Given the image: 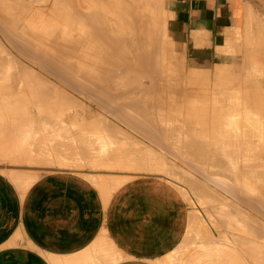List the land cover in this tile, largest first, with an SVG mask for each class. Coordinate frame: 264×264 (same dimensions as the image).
I'll return each mask as SVG.
<instances>
[{
  "label": "crops",
  "instance_id": "crops-1",
  "mask_svg": "<svg viewBox=\"0 0 264 264\" xmlns=\"http://www.w3.org/2000/svg\"><path fill=\"white\" fill-rule=\"evenodd\" d=\"M0 16V28L3 29H0V68L11 65L13 72L21 65V68L36 73L34 75L44 83L61 88L62 95H57L64 96L68 93L66 96H72V100L83 106L82 103L90 101L86 103L89 113L91 111V114L111 116L113 132L118 129L117 135L131 139L127 143V139L125 141L121 137V141H125H122L124 145L122 146V142L120 146L117 144L123 149L127 145L124 153L122 148V151L119 149L118 157L122 156L119 159L125 162L128 158L130 165L127 161L120 169L108 172L72 168L75 165L60 163L58 160L60 157L68 159L67 155L53 151L41 162L35 158L31 160V155L21 162L12 161L16 156L11 155L14 154V149L35 135L37 113L27 89L23 90L15 84L0 80V264H259V254L262 252L254 255L247 247L248 253L239 246L243 244L240 240L243 233L238 229L240 226L237 224V227L234 226L235 230H229L224 225L227 222L223 214L217 215L220 219L214 216L215 208L216 213H222L225 207L220 206L223 200L220 205H214L219 202V198L217 197L218 201L214 200L212 191L218 192L215 196L221 197L224 194V202L231 204L232 200L234 206L231 204L230 207L234 209L225 202L228 210H235L232 215L234 213V216L240 217L243 213L242 218L235 220L237 223L243 224L244 221L240 220L243 218L245 224L254 223L255 220L247 219L249 213L250 219L257 217L259 220L256 221L264 225V213L260 211L261 208L264 209V185L259 186L262 190L256 186L258 182L264 184L263 172L260 173L262 168L264 171V0H1ZM141 20L143 23H139ZM6 56L10 59H6ZM36 57H39L38 60ZM248 64L255 67L252 77H247L245 73ZM117 65H120L125 75ZM106 66H109V70ZM98 68L107 69L103 73L108 75L104 76L100 71V74H92ZM112 68L122 75L115 73ZM111 70L114 71L112 75ZM165 70H170V74L164 75ZM74 71L81 74L80 77ZM89 72L90 76L87 75ZM96 87L98 89L95 92ZM218 87H223L225 91L236 87L237 92L234 93H238V97H233V92L227 90L225 95L228 96L229 92V96L232 95L230 99L234 98L232 101L223 95L224 90L221 89L218 97L220 93L223 98L225 96L226 99L221 98L223 102L217 95L213 96ZM101 90L103 93H99ZM87 91L98 93L93 95ZM247 94L253 99L247 98ZM102 96L111 97L114 107L113 109L111 105V112H99V106L93 98ZM117 98L120 100L117 101ZM137 98L142 100L138 101ZM135 99L145 107L152 104L150 106L153 108L150 107V110L148 107V111L154 110L151 118L156 116L155 121L154 118L149 119L151 113L145 112L147 109L139 106ZM122 102L128 104L129 108L122 106ZM213 102L215 110L208 108ZM130 103L136 105L137 109H134L135 106L131 108ZM141 108L145 109L142 111L146 115H142L144 112L141 113ZM139 110L142 121L137 119ZM121 111L124 114L121 115ZM224 113L235 115L233 117L237 115L238 119L240 117L241 122L238 119L235 121L240 123L237 122L236 126L240 125L241 130L237 127L238 131L234 130L239 134L232 131L235 126L231 121L233 117H230L229 122L234 125H228V121H225L226 124L222 122L225 117L228 118ZM134 115L137 121L131 123L133 128L128 120L132 117L135 120ZM246 116L248 123L244 119ZM250 119L258 120V124L262 126L257 125L255 120L249 122L252 121ZM148 120H152L151 125H148L150 122L145 124ZM139 121L138 126L141 128L138 127L137 130L135 123L139 124ZM220 122L222 126H227L225 130L233 127L225 132L221 130L223 127ZM192 132H196V135L193 133V136ZM224 132L230 133L227 134L228 137L236 134L232 138L236 141H229L232 136L225 138ZM259 134L262 135L261 138ZM246 135L247 140H244ZM119 138L116 136V142L120 141ZM134 138H137L139 144ZM223 140L229 142L225 143ZM135 143L138 155L135 154L136 150L132 151ZM223 144L232 145V148ZM211 145L213 148L219 147L212 149ZM31 147H36L35 142H32ZM225 149L230 150L226 153ZM146 150L154 151V154L148 155L150 152L147 153ZM213 153L222 156L216 157ZM115 159L111 165L122 162L117 163L119 159ZM250 161H254V164L248 163ZM213 162L219 163L218 168L217 163ZM84 163L90 162L81 160L77 165ZM246 163L251 167L247 168ZM225 164L231 167V179L227 173L230 168L224 167L227 166ZM243 165H246V169ZM256 167L261 169L254 170L257 172L255 174L253 168ZM213 169L219 172H211ZM96 175L111 180L108 188L95 180ZM28 177L30 182L21 189L17 181ZM216 177L220 181L217 182ZM232 177L236 182L234 187L229 186L234 183ZM193 178L196 185L194 181H190ZM221 178L226 180H223V188ZM228 180L233 182L230 181L229 184ZM200 183L203 186L199 185V188L197 184ZM191 187L196 188L193 189L195 191ZM201 188L203 189L200 190ZM205 190L209 191L207 195L209 193L211 197L205 195ZM194 194L197 195L194 197ZM254 195L259 200L252 198ZM205 196L209 200L211 198L214 204H209L212 200L207 202ZM245 197L255 201L254 205L251 201L252 204H248ZM245 201H248L247 204ZM259 201L263 203L260 204ZM206 213L215 218L212 220L213 224L215 221L219 223L211 225V219L208 221ZM255 225L260 224L254 223L252 227L255 228ZM207 231L209 233L206 234ZM225 231L231 232L230 235ZM260 242L264 243V235L252 237L248 244L253 249ZM251 256H255L254 259ZM262 258L264 259L263 255Z\"/></svg>",
  "mask_w": 264,
  "mask_h": 264
},
{
  "label": "bare ground",
  "instance_id": "bare-ground-1",
  "mask_svg": "<svg viewBox=\"0 0 264 264\" xmlns=\"http://www.w3.org/2000/svg\"><path fill=\"white\" fill-rule=\"evenodd\" d=\"M0 1H1V0H0ZM77 10H78V9H77ZM80 11H81V10H80ZM81 13H82V12H81ZM90 13H91V12H90ZM77 15H78V14H77ZM1 16H3V15H1ZM1 16H0V17H1ZM5 16H6V15H5ZM7 16H8V15H7ZM3 17H4V16H3ZM80 17H81V16H80ZM80 17H79V18H80ZM92 17H93V16H92ZM1 18H2V17H1ZM85 18H86V17H85ZM85 18H84V19H85ZM93 20H94V19H93ZM1 21H2V20H1ZM90 21H91V20H90ZM95 21H96V20H95ZM146 21H147V20H146ZM140 22H142V20L139 21V23H140ZM43 23H44V22H43ZM48 23H49V22H48ZM89 23H90V22H89ZM95 23H96V22H95ZM129 23H130V22H129ZM142 23H143V22H142ZM152 23H153V22H152ZM15 24H16V23H15ZM84 24H85V23H84ZM91 24H92V23H91ZM137 24H138V23H137ZM144 24H145V23H144ZM132 25L134 26V24H132ZM141 25H142V24H141ZM7 26H8V25H7ZM44 26H45V25H44ZM56 26H57V25H56ZM73 26H74V24H73ZM135 26H136V25H135ZM139 26H140V25H139ZM142 26H143V25H142ZM0 27H1V26H0ZM20 28H21V27H20ZM50 28H51V27H50ZM87 28H88V27H87ZM91 28H92V27H91ZM96 28H97V26H96ZM134 28H135V27H134ZM136 28H137V27H136ZM0 29H1V28H0ZM25 29H27V28H25ZM42 29H43V28H42ZM78 29H79V27H78ZM118 29H119V28H118ZM157 29H158V28H157ZM1 30H3V29H1ZM8 30H10V28H9ZM22 30H23V28H22ZM5 31H6V30H5ZM23 31H26V30H23ZM50 31H51V29H50ZM83 31H84V29H83ZM97 31H98V30H97ZM117 31H118V30H117ZM158 31H160V30L158 29ZM142 32H143V31H142ZM3 33H4V32H3ZM12 33H14V32H12ZM16 33H17V32H16ZM65 33H66V32H65ZM69 33H70V32H69ZM94 33H95V32H94ZM99 33H100V32H99ZM110 33H111V32H110ZM112 33H113V32H112ZM124 33H125V32H124ZM26 34H27V33H26ZM35 34H38V33H35ZM72 34H73V33H72ZM80 34L82 35V33H80ZM95 34H96V33H95ZM115 34H116V33H115ZM129 34H130V33H129ZM162 34H163V33H162ZM2 35H3V34H2ZM14 35H15V34H14ZM63 35H64V34H63ZM75 35H76V34H75ZM88 35H89V34H88ZM90 35H91V33H90ZM99 35H100V34H99ZM122 35H123V34H122ZM143 35H144V34H143ZM22 36H23V35H22ZM55 36H57V35H55ZM55 36H54V39H55ZM66 36H67V35H66ZM76 36H77V35H76ZM102 36H103V35H102ZM2 37H3V36H2ZM4 37H5V36H4ZM10 37H11V36H10ZM19 37H20V36H19ZM96 37H97V36H96ZM98 37H99V36H98ZM126 37H127V36H126ZM5 38H6V37H5ZM84 38H85V36H84ZM93 38H94V37H93ZM150 38H151V37H150ZM162 38H164V37H162ZM23 39H24V38H23ZM50 39H51V38H50ZM85 39H87V38H85ZM137 39H138V38H137ZM20 40H21V39H20ZM25 40H26V39H25ZM27 40H28V39H27ZM99 40H100V39H99ZM107 40H108V39H107ZM118 40H119V39H118ZM128 40H129V39H128ZM163 40H164V39H163ZM9 41H10V40H9ZM58 41H59V40H58ZM66 41H67V40H66ZM28 42H29V41H28ZM46 42H47V41H46ZM55 42H56V40H55ZM99 42H100V41H99ZM103 42H104V41H103ZM136 42L138 43V41H136ZM0 43H1V42H0ZM47 43H48V42H47ZM61 43H62V42H61ZM64 43H65V41H64ZM89 43H90V42H89ZM89 43H88V44H89ZM101 43H102V42H101ZM126 43H127V42H126ZM128 43H129V42H128ZM134 43H135V41H134ZM1 44H2V43H1ZM10 44H11V43H10ZM32 44H33V43H32ZM48 44H49V43H48ZM58 44H59V43H58ZM88 44H87V45H88ZM16 45H17V44H16ZM18 45H19V44H18ZM73 45H74V44H73ZM73 45H72V46H73ZM80 45H81V43H80ZM82 45H83V44H82ZM3 46H4V45H3ZM111 46H112V45H111ZM1 47H2V45H1ZM16 47H17V46H16ZM16 47H15V48H16ZM132 47H133V46H132ZM134 47H135V46H134ZM31 48H32V47H31ZM57 48H58V47H57ZM71 48H72V47H71ZM105 48H106V47H105ZM5 49H6V48H5ZM24 49H25V48H24ZM37 49H38V48H37ZM135 49L137 50V48H135ZM135 49H134V50H135ZM6 50H9V49H6ZM77 50H78V49H77ZM77 50H76V51H77ZM116 50H117V49H116ZM17 51H18V50H17ZM8 53H10V52H8ZM28 53H29V52H28ZM35 53H36V52H35ZM39 53H40V52H39ZM69 53H71V52H69ZM109 53H111V52H109ZM141 53H142V52H141ZM150 53H151V52H150ZM2 54H3V53H2ZM19 54H20V53H19ZM3 55H4V54H3ZM3 55H2V58H3ZM26 55H27V54H26ZM47 55H48V54H47ZM49 55H50V53H49ZM49 55H48V56H49ZM63 55H64V54H63ZM10 56H11V55H10ZM39 56H40V55H39ZM105 56H106V55H105ZM107 56H108V55H107ZM148 56H149V55H148ZM152 56H153V55H152ZM64 57H65V56H64ZM103 57H104V54H103ZM103 57H102V58H103ZM145 57H146V56H145ZM15 58H16V56H15ZM17 58H18V57H17ZM36 58H37V57H36ZM36 58H35V59H36ZM38 58H39V57H38ZM38 58H37V60H38ZM40 58H41V57H40ZM25 59H26V58H25ZM30 59L32 60V58H30ZM48 59H49V58H48ZM55 59H56V58H55ZM136 59H137V58H136ZM142 59H143V58H142ZM4 60H5V59H4ZM49 60H50V59H49ZM146 60H147V59H146ZM151 60H152V59H151ZM159 60H160V59H159ZM40 61H41V60H40ZM51 61H52V60H51ZM53 61L55 62V60H53ZM59 61H60V60H59ZM59 61H58V62H59ZM103 61H104V60H103ZM118 61H119V60H118ZM149 61H150V60H149ZM14 62H15V61H14ZM17 62H18V61H17ZM32 62H33V61H32ZM44 62H45V61H44ZM104 62H105V61H104ZM147 62H148V61H147ZM152 62H154V61L152 60ZM155 62H156V61H155ZM157 62H158V61H157ZM157 62H156V63H157ZM159 62H160V61H159ZM34 63H35V62H34ZM38 63H39V62H38ZM150 63H151V61H150ZM6 64H7V63H6ZM16 64H17V63H16ZM20 64H21V63H20ZM24 64H25V63H24ZM44 64H45V63H44ZM48 64H49V63H48ZM55 64H58V63H55ZM12 65H13V64H12ZM22 65H23V63H22ZM49 65H50V64H49ZM60 65H61V64H60ZM71 65H72V64H71ZM104 65H105V64H104ZM108 65H109V64H108ZM130 65H131V64H130ZM148 65H149V63H148ZM154 65H155V64H154ZM163 65H164V63H163ZM10 66H11V65H10ZM10 66H9V65H6V67L0 68V76H1L0 80H5V81L11 82V83H13V84H15V85H18L20 89H23V88H24L23 85L27 84V85H25L26 87H25L23 90H26V89H27V91H29L30 93H32V95H33V96H32L33 99L39 102V104H40V108H42L43 111L46 113V114H45V113L43 114V118H44V119H43V123L47 125V132H48V136H49L48 138L50 139V141H51L50 144H51L52 146H54L55 148H56V147H59V149H60L61 147H63L64 149H67V151L65 150L66 153H64V152H65L64 150H63V151H64L63 153H64V154H68V156H72V155H69L68 152H70V154H71L72 151H70L69 148H71V149L73 148V149H72L73 151L77 150L76 152L78 153V157H79V156L84 157L83 160L88 159V161H89V160L92 161V163H95L97 166H98V165H104L107 161L110 162V163H112V162H114V161H113L114 158H116L115 160H117V159H119L120 157H122V156L118 157L120 151H122V150H121L122 147H121V148L118 147L117 144L120 146V145H121L120 142L124 141V139L126 138V136H125V137H122V136H123V135H122L121 137L124 138V139L121 141V137H120L119 135L116 134V132H117L118 129H116V132H113V131H114V130H112L113 126L111 125L112 123L110 124V122L107 121V122H105V124H101V125H102V126H101L102 128H99V127H95V125H94L93 122H91V121L86 122L85 120H86L87 117L85 118V117L83 116V117L81 118V115H80V117L75 118L76 122H77V123L79 124V126H80V127H79L80 130H77L76 128H74V129L77 130V131H75V130L72 128V125H71L70 127H71L74 131H72V129L69 128V129H70V132H66V131L68 130L67 127H69L68 125H69V124H73V122H71V123L68 122V121H69V118H68V121H67V115H68V113L70 112V114H73V113H74L75 115H78V114L81 112V110H85V109H82V108H81V110H78L79 113H78V112H75V111H77V109H75V110L73 111V113H71L72 110L70 109V107H71L72 105H75V100H72V99H71L72 96H71V97L66 96L68 93L65 94V93H66L65 91H64V92H65V93H64L65 95L63 94L65 97H64V96H61L62 93H63V92L60 93V90L62 91L61 88L58 89L56 86H53V85H51V84L49 85V84L44 83L42 80H40V79L36 76V75H37L36 73H34V74H36V75H34L31 71H29V70H27V69H24V68H21V65H20V68H18V67H19V66H18V67H17L18 69H17L16 71H13V72H11V68H10ZM37 66H38V65H37ZM43 66H45V65H43ZM46 66H47V65H46ZM53 66H54V65H53ZM58 66H59V65H58ZM65 66H66V65H65ZM112 66H114V67L116 68L115 65H112ZM119 66H120V65H117V67H119ZM122 66H123V65H121V67H122ZM149 66H150V65H149ZM23 67H24V65H23ZM62 67H63V66H62ZM106 67H107V66H106ZM108 67H109V66H108ZM108 67H107V69H108ZM131 67H132V66H131ZM136 67H137V66H136ZM153 67H154V66H153ZM153 67H152V68H153ZM13 68H14V67H13ZM40 68H41V67H40ZM56 68H57V67H56ZM69 68H70V67H69ZM69 68H68V69H69ZM73 68H74V67H73ZM115 68H112L113 70H115V73H119V71L122 73L120 67H119V68H120L119 71H116L117 68H116V69H115ZM119 68H118V69H119ZM125 68H126V66H125ZM43 69H44V68H43ZM57 69H58V68H57ZM61 69H62V68H61ZM81 69H82V68H81ZM146 69H148V68H146ZM153 69H154V68H153ZM165 69H166V68H165ZM41 70H42V69H41ZM48 70L50 71V69H48ZM71 70H72V69H71ZM74 70H76V69H74ZM104 70H105V68H104ZM104 70H103V71H104ZM108 70H109V69H108ZM122 70H123V69H122ZM126 70H127V69H126ZM126 70H125V71H126ZM129 70H130V69H129ZM257 70H258V69H257ZM45 71H46V70H45ZM60 71H61V70H60ZM79 71H80V70H79ZM98 71H99V68H98L97 72H94V73H93L92 71H90V72H92V74H100ZM103 71H101L102 74H104ZM106 71H107V70H106ZM106 71H104V72H106ZM111 71H112V70H111ZM132 71H133V70H132ZM152 71H153V70H152ZM155 71H156V70H155ZM155 71H154V72H155ZM159 71L161 72L160 69H159ZM172 71H174V70H172ZM36 72H37V71H36ZM53 72H54V71H53ZM53 72H52V73H53ZM68 72H69V71H68ZM72 72H73V70H72ZM74 72H75V71H74ZM87 72H88V71H87ZM90 72H89L87 75H89ZM113 72H114V71L111 72V75H112ZM139 72H140V71H139ZM145 72H146V70H145ZM145 72H144V73H145ZM170 72H171L170 70H168V71L165 70V71H164V75L170 74ZM50 73H51V72H50ZM54 73H55V72H54ZM59 73H60V72H59ZM70 73H71V72H70ZM135 73H136V72H135ZM144 73H143V74H144ZM173 73H174V72H173ZM245 73H246V76H247V77H252V75H254V73H255V67H254V66H251V65L248 64V65L245 67ZM72 74H73V73H72ZM75 74H76V76H77V74H79V73L75 72ZM84 74H85V73H84ZM106 74L108 75V73H105L104 76H105ZM119 74H120V73H119ZM122 74H124V72H123ZM122 74H120V75H122ZM125 74H126V73H125ZM125 74H124V75H125ZM129 74H130V73H129ZM56 75H58V74H56ZM73 75H74V74H73ZM80 75H81V74H79V77H80ZM82 75H83V74H82ZM90 75H91V74H90ZM90 75H89V76H90ZM117 75H118V74H117ZM130 75H131V74H130ZM132 75H133V73H132ZM138 75H141V74H138ZM59 76H60V75H59ZM59 76H57V77H59ZM133 76H134V75H133ZM148 76H149V75H148ZM150 76H151V75H150ZM40 77H41V75H40ZM70 77H71V76H70ZM96 77H97V76H96ZM119 77H120V76H119ZM151 77H152V76H151ZM43 78H44V77H43ZM75 78H76V77H75ZM77 78H78V77H77ZM81 78H82V77H81ZM104 78H106V77H104ZM116 78H117V77H116ZM121 78H122V76H121ZM62 79H63V76H62ZM72 79H73V78H72ZM127 79H128V78H127ZM78 80H79V79H78ZM164 80H165V79H164ZM167 80H168V79H167ZM117 81H118V80H117ZM152 81H154V79H153ZM83 82H84V81H83ZM91 82H92V81H91ZM93 82H94V81H93ZM155 82H156V81H155ZM89 83H90V82H89ZM95 83H96V82H95ZM111 83H112V82H111ZM123 83H124V82H123ZM166 83H167V82H166ZM166 83H164V87H165V84H166ZM83 84H84V83H83ZM159 84H161V83H159ZM159 84H158V85H159ZM70 85H72V84H70ZM90 85H91V83H90ZM115 85H116V84H115ZM123 85H124V84H123ZM167 85H168V83H167ZM80 86H81V85H80ZM96 86H98V84H97ZM76 87H77V86H76ZM76 87H75V88H76ZM83 87H84V86H83ZM87 87H88V86H87ZM91 87H92V86H91ZM107 87H108V86H107ZM223 87H225V86H223ZM223 87H221L222 90L220 89V87L216 88L213 96H216V95H217V97H218V93L220 92V90H221V91L224 90V91H223V92H224L223 95L226 94V91H227V90H228V91L231 90V91L233 92V94H232L233 97H235L234 95H236V97H238V95H237L238 93L235 94V93L237 92L236 89H235L236 87H235V88L232 87V88H234L233 90L227 88L226 91H225V89H223ZM79 88H80V87H79ZM140 88H141V87H140ZM162 88H163V87H162ZM166 88H167V86H166ZM166 88H165V89H166ZM81 89H82V88H81ZM81 89H80V91H81ZM90 89H91V88H90ZM92 89H95V88H92ZM97 89H98V88L96 87L95 92H96ZM107 89L109 90V88H107ZM123 89H124V88H123ZM132 89H133V88H132ZM105 90H106V87H105ZM129 90H130V89H129ZM82 91L85 92V90H83V89H82ZM93 91H94V90H93ZM101 91H102V90H101ZM231 91H230V92H231ZM89 92H90V91H87V93H89ZM234 92H235V93H234ZM57 93H60V94H61V95L59 94L60 97H59V95H57ZM82 93H83V92H82ZM90 93L93 94V95H97L98 92L95 93V94H94L93 92H90ZM90 93H89V94H90ZM99 93H103V91H102V92H99ZM142 94H143V93H142ZM111 95H112V94H111ZM132 95H133V94H132ZM150 95H151V94H150ZM223 95H221V93H220V96L218 97V99H219V98H220V99L223 98V97H222ZM229 95H230V94H229V92H228V96H227V95H225V96L228 97V99H230V97H231L232 95H231V96H229ZM248 95H249V94L246 95L247 98H249V97L251 96V95H250V96H248ZM100 96H101V95H100ZM145 96H146V95H145ZM225 96H224V98L226 99ZM102 97H103V96H102ZM130 97H131V96H130ZM147 97H148V96H147ZM147 97H146V98H147ZM109 98L111 99L110 96L107 97V99H109ZM113 98H115V97H113ZM119 98H120V97H119ZM122 98H123V97H122ZM134 98H135V97H134ZM224 98H223V99H224ZM250 98H252V97H250ZM74 99H75V98H74ZM93 99H94L93 101H94V102L96 101L97 105H99L100 108H101V105H103L102 103H104V101H105L104 98H102V101H103V102H101V100L99 101V99H101V97H100V98H99V97H98V98H93ZM107 99H106V101H107ZM137 99H138V98H137ZM137 99H135V102H136V103H138V101L140 100V99H138V101H137ZM220 99H219V100H220ZM228 99H227V100H228ZM232 99H234V98H232ZM232 99H230V100H232ZM252 99H253V98H252ZM252 99H248V100L250 101V100H252ZM116 100L118 101V100H120V99L117 98ZM125 100H126V98H125ZM125 100L123 99V101L127 103L128 100H127V101H125ZM141 100H142V99H141ZM141 100H140V101H141ZM149 100H150V99H149ZM152 100H153V99H152ZM230 100H228V101L231 102ZM106 101H105V103H107ZM109 101H110V100H109ZM117 101H116V102H117ZM121 101H122V100H121ZM121 101H120V102H121ZM221 101L224 102V100H222V99H221ZM232 101H233V100H232ZM235 101H236V100H235ZM99 102H101V103H99ZM120 102H119V103H120ZM131 102L134 103V101H131ZM143 102H144V101H143ZM108 103H109V102H108ZM108 103H107V105H109V104L112 105V102L109 103V104H108ZM119 103H117L116 105L118 106ZM122 103H123V102H122ZM126 103H123L122 106L125 105L127 108H129L128 104L126 105ZM128 103H129V102H128ZM140 103H141V102H140ZM140 103H138V105H139V106L142 105L141 107L144 108L145 106H143V103H142V104H140ZM130 104H131V105H130ZM130 104H129L130 107H131V106H135L134 109H137V108H136V105H134V104H132V103H130ZM144 104H146V103L144 102ZM147 104H148V102H147ZM79 105H80V104H79ZM79 105H77V106H79ZM104 105L106 106V104H104ZM111 105L109 106V107H110V110H111ZM148 105H149V104H148ZM150 105H152V104L150 103ZM150 105H149V106L146 105V107H145V108L147 109L146 111H145V109H143V108H141V111H142V109H143L145 112H147V113H151V114H150V117H149V115H148V117H149V119H153V118H154L153 120L155 121V120H156V118H155L156 116H155V117L152 116V118H151V115H152V113H153L154 110H153L152 112H151V111H150V112L148 111V109H149L150 107H152V106H150ZM82 106H83V105H82ZM112 106H113V105H112ZM122 106H121V107H122ZM153 106H154V105H153ZM209 106H210V107H208V108H209V109H212V110H215V108H216L215 105H214V102H213L212 105H209ZM79 107H80V106H79ZM79 107H78V109H79ZM107 107H108V106H107ZM109 107H108V108H109ZM119 107H120V105H119ZM137 107H138V106H137ZM148 107H149V108H148ZM225 107H226V106H225ZM75 108H76V107H75ZM102 108H103V106H102ZM108 108H107V110H109ZM131 108H132V107H131ZM131 108H130V109H131ZM152 108H153V107H152ZM152 108H150V110H151ZM104 109H105V108H104ZM113 109H114V107H113ZM120 109H121V108H120ZM138 109H139V108H138ZM159 109H160V108H159ZM69 110H71V111H69ZM110 110H109V111H110ZM124 110H125V109H124ZM124 110H122V111H124ZM88 111H89V110H87V112H86V113H88V115L90 116V117H88V118H91L92 115H94V114H91V111H90V113H89ZM119 111H120V110H119ZM122 111H121V115L124 114V113H122ZM130 111H131V110H130ZM144 111H142L141 113H143ZM82 112H83V111H82ZM84 112H85V111H84ZM137 112H138V110H137ZM137 112L135 111V113H137ZM145 112H144L142 115H144V114L146 115ZM210 112H211V110H209V113H210ZM86 113H85V114H86ZM113 113H114V112H113ZM135 113H133V114H135ZM141 113H140V110H139V116H138V114H137V116H138L137 119H138V120H139V118H140V119L142 118V116L140 117ZM154 113H155V112H154ZM170 113H171V112H170ZM114 114H115V113H114ZM224 114H225V113H224ZM115 115H116V114H115ZM128 115H129V114H128ZM128 115H127V118H128ZM153 115H154V114H153ZM225 115H227V113H226ZM225 115H224V116H225ZM118 116H119V115H118ZM118 116H117V117H118ZM130 116H131V115H130ZM233 116H235V115H233ZM233 116H232L231 114H230V115L228 114L227 117L229 118V120H227L228 118L226 119V117H225L226 120L224 119L222 122H223L224 124H226L225 121H228V125H229V124L231 123V122H229V121L231 120V118H232ZM254 116H255V115H254ZM256 116H257V115H256ZM119 117H120V116H119ZM135 117H136V115H134V118H135ZM148 117H147V116H146V117L144 116V118H147V119H148ZM230 117H231V118H230ZM247 117H248V116H246L244 119L246 120ZM257 117H259V116H257ZM257 117H256V118H257ZM72 118L74 119V116H73ZM83 118H84V119H83ZM93 118H95V117L93 116ZM97 118H98V117H97ZM124 118H125V116H124ZM249 118H250V117H249ZM259 118H260V117H259ZM259 118H258V120H259ZM70 119H71V117H70ZM129 119H130V117H129ZM131 119H132V120H131ZM131 119L128 120V121L130 122V123L128 122V124L132 126L131 123L134 124V121L136 122L137 120H136V118H135V120H133V117H132ZM142 119H143V118H142ZM142 119H141L140 121H142ZM233 119H234V120H233ZM235 119H238V118H237V115H236V117H233L232 120H231V121H233L234 124H235L234 127L231 126V128L233 127V128H232V131H234V130H236V131L239 130V131H240V130H241V129H239V126H240V125H239V124H240L239 122H241L240 117H239V119H238V121L240 120L239 122H238L237 120L235 121ZM96 120H97V119H96ZM98 120H99V118H98ZM98 120H97V121H98ZM103 120L105 121L104 118H101L100 122L102 121L101 123H103ZM118 120H119V119H118ZM120 120H121V118H120ZM124 120H125V119H124ZM164 120H165V119H164ZM245 120H242V121H245ZM248 120H249V119H248ZM250 120H252V121H249V122H251V123L255 120L254 122H256V124L259 125L258 122H257L258 120H256V119H250ZM261 120H262V118L260 119V122H261ZM131 121H133V122H131ZM140 121H139V124H138V123H135V127L137 128V130H138L139 128H141V127H139V126H140ZM143 121H145V120H143ZM126 122H127V121H126ZM145 122H146V121H145ZM148 122H150V123L148 124ZM222 122H220V125H221ZM235 122H236V123H235ZM237 122L239 123V124H238L239 126H236ZM246 122L248 123L247 120H246ZM260 122H259V123H260ZM106 123H109V124L106 125ZM143 123H144V122H143ZM143 123L141 122V124H143ZM151 123H152V120H151V121L148 120L147 123H145V124L151 125ZM244 123H245V122H244ZM261 123H262V122H261ZM115 124H116V123H115ZM128 124H126V125H128ZM234 124L231 123V125H234ZM254 124H255V123H254ZM136 125H137V126H136ZM138 125H139V126H138ZM260 125L262 126V124H260ZM260 125H259V126H260ZM111 126H112V128H111ZM145 126H146V125H145ZM156 126H157V125H156ZM132 127L134 128V125H133ZM138 127H139V128H138ZM221 127H223L221 130H223V131L226 132L227 128H226V130H225V127H227V126L224 127V125H223V126L221 125ZM235 127H237L238 130H237ZM62 128H63V129L66 128V129H67V130L65 131L64 134H63V131H64V130H62V132H60V130H59V129H62ZM114 128H115V127H114ZM136 128H135V129H136ZM142 128H144V127H142ZM153 128H155V127H153ZM231 128L229 127L228 130H229V129L231 130ZM234 128H235V129H234ZM240 128H241V127H240ZM244 129H245V127H244ZM146 130H147V129H146ZM167 130H169V129H167ZM228 130H227V131H228ZM118 131H119V130H118ZM134 131H135V130H134ZM160 131H162V130H160ZM171 131H172V130H171ZM232 131H229V132L232 133ZM236 131H234V133H235ZM245 131H246V130H244V132H245ZM146 132H147V131H146ZM153 132H154V131H153ZM157 132H158V131H157ZM225 132H224V135H226L225 138H227V137H228L227 134H228L229 132L226 133V134H225ZM250 132H251V131H250ZM114 133H115V134H114ZM117 133L119 134V132H117ZM142 133H144V132H142ZM170 133H171V132H170ZM190 133H191V132H190ZM193 133H194V132H192V134H193ZM195 133H196V132H195ZM195 133H194V134H195ZM230 133H229V134H230ZM236 133L239 134V132H236ZM248 133H249V132H248ZM62 134H63V135H62ZM113 134H114L115 137L113 136ZM161 134H162V132L160 133V136H162ZM194 134H193V136L196 135V134H195V135H194ZM229 134H228V135H229ZM232 134H233V133H232ZM165 135H166V134H165ZM172 135H173V134H172ZM172 135H171V136H172ZM177 135H178V134H177ZM186 135H187V133H186ZM188 135H189V134H188ZM222 135H223V134H222ZM235 135H236V134H235ZM235 135H230V136H232V137H231V139H230L229 141H233L234 139H232V138H234ZM243 135H244V134H243ZM116 136H117V138L120 137V138H119L120 141H118L119 143L116 142V141H117ZM132 136H133V135H132ZM157 136H159V135H157ZM157 136H156V137H157ZM193 136H191V137H193ZM230 136H229V137H230ZM250 136H251V135H250ZM259 136H260V138L262 137V135H260V134H259ZM259 136H258V138H259ZM133 137H134V136H133ZM189 137H190V135H189ZM189 137H188V138H189ZM229 137H228V138H229ZM244 137H245L244 140H247V139H246L247 135L244 136ZM248 137H249V136H248ZM252 137H253V135H252ZM252 137H251V138H252ZM254 137H255V136H254ZM256 137H257V136H256ZM114 138H115L116 140H115ZM167 138H168V137H167ZM237 138H238V137H237ZM237 138H236V139H237ZM119 139H118V140H119ZM126 139H127V138H126ZM126 139H125V141H126ZM136 139H137V138H136ZM169 139H170V138H169ZM171 139H172V137H171ZM171 139H170V140H171ZM190 139H191V138H190ZM193 139H194V137H193ZM203 139H204V138H203ZM222 139H223V138H222ZM238 139H239V138H238ZM242 139H243V137H242ZM248 139H249V138H248ZM128 140H129V139H127V143H129ZM130 140H131V139H130ZM148 140H149V139H148ZM163 140H164V139H163ZM191 140H192V139H191ZM252 140H254V138H253ZM257 140H258V139H257ZM261 140H262V139H261ZM125 141H124V142H125ZM150 141H151V140H150ZM160 141H162V140H160ZM204 141H205V139H204ZM204 141H203V142H204ZM225 141H226V140H225ZM225 141L223 140V142H225ZM229 141H228V142H229ZM235 141H236V140H234V142H235ZM241 141H242V140H241ZM255 141H256V139H255ZM124 142H122V146L124 145V144H123ZM170 142H173V141H170ZM194 142H195V141H194ZM203 142H202V143H203ZM205 142H206V141H205ZM228 142L226 141L225 143H228ZM234 142H233V143H234ZM242 142H243V141H242ZM252 142H253V141H252ZM258 142H259V141H258ZM164 143H165V142H164ZM164 143H163V144H164ZM188 143H189V142H188ZM196 143H197V142H196ZM200 143H201V141H200ZM225 143H224V144H225ZM237 143H238V142H237ZM142 144H143V143H142ZM175 144H176V143H175ZM208 144H210V143H208ZM208 144H207V145H208ZM224 144H223V145H224ZM230 144H231V142H230ZM254 144H255V143H254ZM60 145H61V147H60ZM62 145H63V146H62ZM144 145H145V144H144ZM177 145H178V144H177ZM177 145H176V146H177ZM181 145H182V144H181ZM203 145H206V144H203ZM227 145H229V144H227ZM227 145H224V146L226 147ZM249 145H251V144H249ZM146 146H147V145H146ZM211 146H212V145H211ZM211 146H209V148H210ZM231 146H232V145H231ZM231 146L229 145L230 148H232ZM235 146H236V145H235ZM54 147H53V149H54ZM75 147H77V148L75 149ZM125 147H127V145H125ZM125 147H124V149L122 148V149L124 150V151H122L123 153H124L125 150H126ZM196 147H197V146H196ZM198 147H199V146H198ZM200 147H201V146H200ZM216 147H219V146H215L214 148H213V146H212L211 148H212V149H215ZM246 147H247V146H246ZM250 147H251V146H250ZM63 148H61L60 151H61ZM130 148H131V146H130ZM146 148H147V147H146ZM227 148H228V147H227ZM119 149H120V151H119ZM127 149L129 150V148H127ZM218 149H219V148H218ZM51 150H52V149H51ZM54 150L57 151V148L54 149ZM133 150L135 151L136 149H132V151H133ZM194 150H195V149H194ZM200 150H201V149H200ZM223 150H224V147H223ZM229 150H230V149H229ZM229 150H227V151L229 152ZM236 150H237V149H236ZM60 151L58 150V152H60ZM129 151H130V150H129ZM129 151H126V152H129ZM132 151H131V152H132ZM151 151H152V150H151ZM205 151H206V150H205ZM212 151H213V150H212ZM216 151H217V150H216ZM218 151H220V153H221V150H218ZM225 151H226V149H225ZM225 151H223V153H225ZM227 151H226V153H227ZM231 151H232V149H231ZM231 151H230V152H231ZM233 151H234V150H233ZM237 151H238V150H237ZM76 152H74V153H76ZM122 152H121V153H122ZM146 152H147V150H146ZM148 152H150V151L148 150ZM148 152H147V153H148ZM153 152H154V151H153ZM153 152L148 153V155L151 154V153H153ZM188 152H189V151H188ZM210 152H211V151H210ZM214 152H215V151H214ZM74 153L72 152V154H74ZM79 153H80V154H79ZM123 153H122V154H123ZM129 153H130V152H129ZM129 153H128V154H129ZM136 153H137V150H136ZM136 153H135V154H136ZM189 153H190V152H189ZM193 153H195V152H193ZM193 153H192V154H193ZM196 153H197V152H196ZM232 153H233V152H232ZM232 153H231V154H232ZM236 153H237V152H236ZM236 153H235V156H236ZM60 154H61V153H60ZM122 154H120V155H122ZM153 154H154V153H153ZM184 154H185V153H184ZM198 154H199V152H198ZM213 154H214V153H213ZM229 154H230V153H229ZM74 155H77V154H74ZM74 155H73V156H74ZM137 155H138V153H137ZM151 155H152V154H151ZM187 155H188V154H187ZM201 155H202V154H201ZM208 155H209V154H207V156H208ZM210 155H211V154H210ZM214 155H215V156H216V155L219 156L218 153H216V154H214ZM68 156H67V157H68ZM125 156H126V155H125ZM199 156H200V155H199ZM220 156H222V155H220ZM220 156H219V157H220ZM233 156H234V155H233ZM249 156H250V155H249ZM65 157H66V156H65ZM76 157H77V156H76ZM76 157H75V158H76ZM78 157H77L76 159L71 158V157H68V159L70 158V159H72V161L69 162L68 159H67V161H68L69 163H67V162H66V163H67V164H70V163L72 164V162L75 163V161H73V159H74V160H77ZM81 157H80L78 160L81 161V159H82ZM111 157H112V158H111ZM123 157H124V156H123ZM185 157H186V156H185ZM209 157H210V156H209ZM216 157H217V156H216ZM216 157H215V158L212 157V158H214V160H215V159H217ZM206 158H207V157H206ZM56 159H57V158H56ZM59 159L61 160V157H60ZM59 159H58V160H59ZM65 159H66V158H65ZM111 159H112V161H111ZM120 159H121V158H120ZM120 159L117 160L116 162H117V163H120L121 161H122V162L124 161V160H120ZM123 159H125V158H123ZM199 159H200V158H199ZM210 159H211V158H210ZM219 159H220V158H219ZM58 160H57V161H58ZM61 161H63V160H61ZM80 161H78V162H80ZM118 161H119V162H118ZM127 161H129L128 158L126 159V162H127ZM196 161H197V160H196ZM200 161H202V160H200ZM248 161H249V160H248ZM64 162H65V161H64ZM86 162H87V161H86ZM122 162L120 163L121 165H120V164H116V163H114V166L112 167V169L115 167V164H116V165H119V166H117L118 169H120L121 167H123L124 165H126V162H125V161H124L123 163H122ZM210 162H211V161H210ZM210 162L208 161V163H210ZM214 162H215V161H214ZM214 162H213V163H214ZM244 162H247V160L244 161ZM90 163H91V162H90ZM124 163H125V164H124ZM216 163H217V162H216ZM216 163H214V164H216ZM220 163H221V162H220ZM223 163H224V161H223ZM226 163H227V162H226ZM236 163H237V162H236ZM248 163H253V164H254V161H253V162L250 161V162H248ZM195 164H197V163H195ZM195 164H194V165H195ZM201 164H203V163H201ZM227 164H228V163H227ZM227 164H225V165H227ZM237 164H238V163H237ZM240 164H241V163H240ZM255 164H256V162H255ZM258 164H259V163H258ZM261 164H262V163H261ZM112 165H113V164H112ZM122 165H123V166H122ZM129 165H130V161H129ZM170 165H171V164H170ZM212 165H213V164H212ZM216 165H217L216 168H218L219 163H217ZM220 165H222V164H220ZM246 165H247V163H246ZM246 165H243V166L245 167V169H246ZM251 165H252V164H251ZM259 165H260V164H259ZM259 165H257V166H259ZM120 166H121V167H120ZM171 166H172V165H171ZM171 166H170V167H171ZM191 166H192V164H191ZM198 166H199V165H198ZM202 166H203V165H202ZM223 166H224V165H223ZM228 166H229V165L224 166V167H226L227 169L230 168V169H228V170H227L226 168H225V169L228 171L227 173H228V175H229V177H230V179H231V175H232V172L230 171V170H231V167H228ZM249 166H250V164L247 165V168H248ZM130 167H131V166H130ZM133 167H134V166H133ZM133 167H132V168H133ZM165 167H166V165H165ZM165 167H164V169H165ZM167 167H168V166H167ZM196 167H197V166H196ZM203 167H204V166H203ZM205 167H206V166H205ZM211 167H212V166H211ZM238 167H239V166H238ZM241 167H242V165H241ZM250 167H251V166H250ZM250 167H249V168H250ZM262 167H263V165H262ZM134 168H135V167H134ZM148 168H149V167H148ZM150 168H152V167L150 166ZM154 168H155V167H154ZM168 168H169V167H168ZM168 168H167V170H168ZM198 168H199V167H198ZM214 168H215V167H214ZM242 168H243V167H242ZM130 169H131V168H130ZM194 169H195V167H194ZM202 169H203V168H202ZM208 169H209V168H208ZM219 169H220V168H219ZM258 169H259V171H260L261 167H260V168H257V167H256V169L253 168V171H254V170H258ZM262 169H263V168H262ZM262 169H261V172H260V173L263 172V175H262V174H261V175H262V177L264 178V171H262ZM169 170H170V169H169ZM195 170H196V169H195ZM200 170H201V168H200ZM210 170H211V169H210ZM214 170H215V169H213V171H211V172H214ZM164 171H165V170H164ZM204 171H205V169H204ZM206 171H207V170H206ZM215 171H216V170H215ZM220 171H221V170H220ZM198 172H199V170H198ZM201 172H203V171H201ZM216 172L218 173L219 170H217ZM229 172H231V173L229 174ZM254 172H255V174L257 173L256 171H254ZM208 173H209V171H208ZM208 173H207V174H208ZM217 173H216V175H218ZM220 173L224 174L222 171H221ZM260 173H258L257 175H260ZM202 174H203V173H202ZM202 174H201V175H202ZM204 174H206V173L204 172ZM222 174H221V175H222ZM211 175H213V174H211ZM216 175H215V176H216ZM206 176H207V175H206ZM213 176H214V175H213ZM226 176H227V175H226ZM218 177H220V175H219ZM262 177H260V178H262ZM208 178H209V177H208ZM216 178H217V177H216ZM224 178L226 179V177H224ZM197 179H198V178H197ZM214 179H215V178H214ZM225 179H222V178H221V180H222V184H221V182L219 183V184L223 185L222 188L224 187V181L226 182V180H227V179H226V180H225ZM212 180H213V179H212ZM216 180H217V182H218V180L220 181V178H217ZM223 180H224V181H223ZM232 180H234L233 177H232ZM232 180H228L227 182H229V184H230L231 182H233ZM190 181H194V178H193V180H190ZM190 181H188V182H190ZM196 181H198V180H196ZM209 181H210V180H209ZM230 181H231V182H230ZM200 182H201V181H200ZM217 182H215V183H217ZM194 183H195V185H196V182H195V181H194ZM194 183H193V184H194ZM202 183H203V181H202ZM213 183H214V182H213ZM235 183H236V182H235V180H234V183L231 184V185H229V186L234 187V184H235ZM193 184H192V187H193ZM203 184H204V186H206L205 183H203ZM219 184H217V185H219ZM225 184H226V183H225ZM258 184H259V182L256 183V186H257V187H259V186H261V185H264V184H262V183L259 184V185H258ZM197 185L199 186V185H201V183H200V184H197ZM215 185H216V184H215ZM239 185H240V184H239ZM202 186H203V185H201V187H202ZM219 186H220V185H219ZM219 186H218V187H219ZM192 187H191V188H192ZM195 187H196V186H195ZM232 187H230V188H232ZM236 187H237V186H236ZM240 187H241V186H240ZM262 187H264V186H262ZM199 188H200V186H199ZM204 188L206 189V187H204ZM207 188H208V187H207ZM210 188H211V187H210ZM226 188H227V187H226ZM259 188L262 190L261 187H259ZM193 189H196V188H192V190H193ZM202 189H203V188H201L200 190H202ZM208 189H209V188H208ZM212 189H213V188H212ZM224 189H225V188H224ZM224 189H223V190H224ZM233 189H234V188H233ZM263 189H264V188H263ZM198 190H199V189H198ZM210 190H211V189H210ZM227 190H228V189H227ZM231 190H232V189H231ZM236 190H237V188H236ZM193 191H195V190H193ZM225 191H226V189H225ZM228 191H229V190H228ZM234 191H235V190H233V192H234ZM202 192H203V191H202ZM205 192H206V193H205ZM205 192H204V193H205L206 196H209V195H210V197H211V194L208 193V195H207V192H209V191H206V190H205ZM212 192H213L212 198L215 197L214 200H215V199H216V201L219 200V202H217L216 204H214V202H213V200H212L211 198H210V200H212V201L209 200V197H206V196H205V198H207V202L210 201L209 204L212 203V205H213V204H214V205H217L218 203H219V205H220V204L223 202L224 204L222 203V205H220V206H221V208H224V207L226 208L227 205L229 204V202L225 201V202L228 203V204L226 203L227 205H225L224 200H226V199H225L226 197L224 196V199H222V196H223L224 194H223V195L221 194V197H219V195H218V196H217V195L215 196V193H216V192H215V193H214V191H212ZM212 192L210 191V193H212ZM231 192H232V191H230V193H231ZM263 192H264V191H263ZM191 193H192V192H191ZM204 193H203V194H204ZM217 193H218V192H217ZM217 193H216V194H217ZM227 193H228V192H227ZM259 193H262V191H259ZM197 194H198V192H197ZM197 194H196V195H197ZM199 194L201 195V192H200ZM219 194H220V192H219ZM238 194H239V193H238ZM241 194H242V193H241ZM263 194H264V193H262V195H263ZM196 195L194 194V197H195ZM231 195H232V194H231ZM213 196H214V197H213ZM234 196H235V195H234ZM243 196H244V195H243ZM198 197H199V196H198ZM198 197H197V199H198ZM201 197H203V195H201ZM217 197H218L219 199H218ZM255 197H257V196L254 195V197H252V198H254L255 200H256V199L259 200V198H255ZM220 198H221V200H220ZM228 198H229V197H227V200H228ZM233 198H235V197H233ZM217 199H218V200H217ZM245 199H246V197H245ZM245 199H244V200H245ZM260 199H261V198H260ZM195 200H196V199H195ZM205 200H206V199H205ZM222 200H223V201H222ZM237 200H239V199H237ZM244 200H243V201H244ZM246 200L249 201L248 204H252V203H253L252 205H254V202H255V201H251V199H250V200H249V199H246ZM252 200H253V199H252ZM261 200H262V199H261ZM216 201H215V202H216ZM220 201H222V202L220 203ZM228 201H229V200H228ZM231 201H232V200H231ZM231 201H230V203L232 204ZM241 201H242V200H241ZM248 201H247V202H248ZM250 201H251L252 203H250ZM256 201H257V200H256ZM263 201H264V200H263ZM263 201H262V202L259 201L260 204H262ZM245 202H246V201H245ZM245 202H244V203H245ZM247 202H246V204H247ZM257 203H258V202H257ZM205 204H206V203H205ZM231 204H229V207H230ZM234 204H235V203H234ZM198 205H199V204H198ZM203 205H204V204H203ZM203 205H202V206H203ZM232 205H233V204H232ZM263 205H264V204H263ZM263 205H262V206H263ZM207 206H208V205H207ZM222 206H224V207H222ZM233 206H234V205H233ZM235 206H236V205H235ZM249 206H250V205H249ZM260 206H261V205H260ZM260 206H259V207H260ZM208 207H209V206H208ZM212 207H214V206H212ZM215 207H216V206H215ZM215 207H214V208H215ZM231 207H232V206H231ZM231 207H230V208H231ZM263 207H264V206H263ZM205 208H206V206H205ZM214 208H213V209H214ZM221 208H220V209H221ZM225 208L223 209V211L225 210L224 213H223V211H222V213H221L220 211H219L218 213H216V212H215V211H216V208H215V209H214V216L216 215V217H217V215H220V216H221V214H223L222 216L224 217L225 221L227 222V223L224 224V225H226V226L228 227L229 230H235V229H234V226H236V225L238 224V226H240V228H238V229H239L240 231L242 230L241 233H243V234H242V237H241L242 239H240V240H242V243H243V244H242V245H239V244H238V245H239V246H242V247H243L242 249H244L245 251H247V253H248V250H249V252L251 251L250 253L254 252V255H255L256 252H257V253H259V251L262 252V253L259 254V264H264V261H263L264 259L262 258V255L264 256V243H262L263 241L260 242L259 245L256 244L257 246L254 245V246H253V249H251L250 246H249L250 244H248V243H250V241H252V237H253V238H255V237H259V236L262 237V236L264 235V225H263V223L261 224L260 221H256L257 219L259 220V218H257V217L255 216V217H256V219H255L254 216L252 215V213H251V215H252L253 217H252V219H250V214L248 213L247 215H249V216H248L249 218H247V219H249V221H250V220H251V221H252V220H255L254 223L256 224V223L258 222L260 225H255V228H253L252 225H253L254 223H253V222H250L249 225H248V224H245L246 221L243 220L244 218H243V219H240V220L244 221V223H243V224H239V223H237V221H235V220H236V219H239V218H242V216H244L243 213L241 212L242 215H241V213H239V214L241 215L240 217H238L237 215H235V216H236V217H235V216H234V213H233V215H232V212H234L235 210H232V212H231V209L228 210V207H227V209H225ZM232 208H233V207H232ZM254 208L256 209L257 207L254 206ZM213 209H212V210H213ZM233 209H234V208H233ZM235 209H236V208H235ZM240 209H241V208H240ZM252 209H253V208H252ZM255 209H254V210H255ZM259 209H260V208H259ZM212 210H211V211H212ZM226 210H227V211H226ZM238 210H239V208H237V211H238ZM242 210H243V209H242ZM217 211H218V208H217ZM228 211H229V212H228ZM257 211H259V210H257ZM260 211H263V213H264V209H263V208H261ZM230 212H231V213H230ZM255 212H256V211H255ZM194 213H195V212H194ZM194 213H193V214H194ZM212 213H213V212H212ZM215 213H216V214H215ZM219 213H220V214H219ZM245 213H246V211H245ZM245 213H244V214H245ZM199 214H200V213H199ZM206 214H207V213H206ZM206 214H205V216H206ZM236 214H237V213H236ZM253 214H254V212H253ZM258 214H259V213H258ZM195 215H196V214H195ZM207 215L209 216V217H207V218H208V221H210V219H211V221H210L211 223H210V224L215 226V222H216V221L214 222V224H213V222H212V220H214L215 218H214V219H213V217L211 218V217H210L211 214H209V213H208ZM245 215H246V214H245ZM260 215H261V214H260ZM260 215H259V216H260ZM262 215H263V214H262ZM200 216H201V215H200ZM257 216H258V215H257ZM245 217H247V216H245ZM261 217H262V216H261ZM263 217H264V216H263ZM195 219H196V218H195ZM198 219H200V218H197V220H198ZM201 219H202V218H201ZM216 219H220V217L218 216ZM222 219H223V218H221V221H222ZM247 219H246V220H247ZM193 221H194V220H193ZM202 221H203V220H202ZM221 221H220V224H219V225H221ZM223 221H224V220H223ZM225 221H224V222H225ZM217 222H218V221H217ZM217 222H216V223H217ZM261 222H262V220H261ZM196 223H197V222H195V224H196ZM200 223H201V221H200ZM202 223H204V222H202ZM205 223H206V222H205ZM218 223H219V222H218ZM222 223H223V222H222ZM251 223H252V225H250ZM193 225H194V223H193ZM196 225H197V224H196ZM196 225H194V226H196ZM198 225H200L199 222H198ZM206 225H207V224H206ZM206 225H204V226H206ZM216 225H217V224H216ZM219 225H217V226H219ZM241 225H244V227L241 226ZM217 226H216V228H217ZM247 226H249V228H248ZM257 226H258V227H257ZM259 226H260V229H259ZM196 227H198V226H196ZM202 227H203V226H202ZM222 227H223V226H222ZM227 227H225V228H227ZM236 227H237V226H236ZM241 227H242V228H241ZM206 228H209V227H206ZM250 228H251V229H250ZM199 229H200V228H199ZM236 229H237V228H236ZM238 229H237V230H238ZM258 229H259V230H258ZM206 230H207V229H204V231H206ZM209 230H210V229H208V231H209ZM218 230H219V229H218ZM220 230H221V229H220ZM197 231H198V230H197ZM199 231H201V230H199ZM208 231L205 232V233L207 234V233L211 232V231H209V232H208ZM222 232H223V231H222ZM225 232L228 233L229 235H230V233H231V232H228V231H225ZM237 232H239V231H237ZM248 232H250V234H247ZM197 233H198V232H197ZM220 233H221V232H220ZM233 234H235V233L233 232ZM246 234H247V235H246ZM209 235H210V234H209ZM211 235H212V234H211ZM221 235H222V234H221ZM224 235H225V234H224ZM224 235H223V236H224ZM235 235H236V234H235ZM235 235H234V237H235ZM248 235H249L250 237H249ZM256 235H257V236H256ZM237 236H239V235H237ZM251 236H252V237H251ZM238 238H240V237H238ZM229 239H230V238H229ZM206 240H207V239H206ZM206 240H205V241H206ZM233 240H234V239H233ZM231 241H232V240H231ZM233 242H235V240H234ZM238 242H239V239H238ZM235 243H236V242H235ZM248 246H249V247H248ZM246 247L248 248V250L246 249ZM247 255H248V254H247ZM251 255H252V254H251ZM254 257H255V256H254ZM254 257L251 256V258H253V259H254ZM251 258H250V259H251ZM253 259H252V260H253ZM262 259H263V260H262Z\"/></svg>",
  "mask_w": 264,
  "mask_h": 264
},
{
  "label": "rangeland",
  "instance_id": "rangeland-1",
  "mask_svg": "<svg viewBox=\"0 0 264 264\" xmlns=\"http://www.w3.org/2000/svg\"><path fill=\"white\" fill-rule=\"evenodd\" d=\"M4 56V55H3ZM6 59H10L9 57H7L6 56ZM85 70H87V69H85ZM95 71H96V69H94ZM98 70V69H97ZM104 69H99V71L101 72V71H103ZM107 69H105L104 71H106ZM3 81H5V80H3ZM6 82H8V81H6ZM9 83H11V82H9ZM11 84H13V83H11ZM25 85H27V84H25ZM25 85H23V87L25 88L26 86ZM18 88H19V86L18 85H16ZM23 88V89H24ZM29 96H31V99H30V101L33 103V106L35 107V109H36V113H37V115H36V131H35V135L34 136H32V137H30V139H28V142L27 141H23V142H21L20 144H19V146H18V148L17 149H14V154H11V155H16L15 156V158L14 159H12V161H23V160H25V159H27V157L29 156V155H31V160L33 159V158H35V160L36 161H39V162H41V160L42 161H44L45 160V158L46 157H48V156H50V152L51 151H53V152H55V153H57V154H59V153H61V154H64V153H66V151H67V149H64L63 147H61V145H60V147L61 148H63L61 151H60V149H59V147H56L57 148V151H55L54 149H56L54 146H52L51 144H50V139L48 138L49 136H48V132H47V125L46 124H44L43 123V114H40V113H44V111H43V109L42 108H40V104H39V102L38 101H36V100H34L33 99V95H32V93H30L29 94ZM107 97L108 96H106V97H104V100L106 101V99H107ZM102 98L103 97H101V99H99V101L101 100V102H103L102 101ZM110 100V101H109ZM5 101V100H4ZM105 101H104V103H102L103 105H101V108H100V106L98 107V110H99V112H111V110H110V105L111 104H109V103H111V99L109 98V99H107V103L109 104V105H107V103H105ZM88 102H90V101H86V103H88ZM101 102H99V103H101ZM85 102L84 103H82V104H84V106H87V104H86ZM95 103H96V101H95ZM4 104H6V102H4ZM104 104H106V106L104 105ZM77 105H79V103H77L76 101H75V105H72L71 107H70V109L72 110H69V111H71V113H73V111L75 110V109H77V111H75V112H78V110H81V108L82 109H85V110H81V118L84 116L85 118H86V122H89V121H91V122H93V124L95 125V127H99V128H102L101 126V124H105V122H110V124H111V116H107V115H100V113L99 114H94V115H92V117L94 116L95 118L93 119H88V117H90L89 115H88V113H86L87 112V108L89 109V107L87 106L86 108L84 107V106H82V105H79V106H77ZM102 106H103V108H102ZM109 108H108V107ZM76 107V108H75ZM78 107H79V109H78ZM113 107V106H112ZM105 108V109H104ZM107 108L110 110H107ZM83 111V112H82ZM85 111V112H84ZM89 112V111H88ZM79 113V112H78ZM86 113V114H85ZM93 114V113H92ZM74 116V119L72 118ZM70 117H71V119H70ZM78 117H80V114L79 115H75L74 113L73 114H70V112L68 113V115H67V121H68V118H69V123H71V122H73V124H69L68 126L69 127H67V129L65 128V129H59L60 130V132H62V130H64L63 131V134L65 133V131L66 132H70V129H74V128H76L77 130H80V126H79V124L76 122V120H75V118H78ZM99 118V120H98V118ZM101 118H104L105 119V121L103 120V123H101L100 122V120H101ZM84 119V118H83ZM98 121H97V120ZM107 124H109V123H106V125ZM72 125V128L70 127ZM70 128V129H69ZM72 129V131H77L76 129H74L73 130ZM62 134V135H63ZM127 139H129L130 140V138L127 136ZM135 139V138H134ZM128 140V141H129ZM136 141H137V143L139 144V141L137 140V139H135ZM32 142H35V144H36V147H31V145H32ZM136 144V143H135ZM63 146V145H62ZM53 147H54V149H53ZM77 147H75V149H76ZM52 149V150H51ZM73 149V148H72ZM71 148H69V150L70 151H72L73 153L74 152H76L77 150H75V151H73ZM133 149H136L137 150V144H136V146H135V148H133ZM58 150L60 151V152H58ZM65 152H64V151ZM2 151V149L0 148V152ZM12 151V150H11ZM34 152L36 153L35 155H34ZM64 152V153H63ZM72 152H71V154H70V152H68L69 153V155H72V156H68V154H64V155H67L68 157H71V158H74V159H76L77 157H78V153L76 152V153H74V154H77V155H74V154H72ZM136 153V152H135ZM80 154V153H79ZM48 155V156H47ZM74 155V156H73ZM77 156V157H76ZM67 157V158H68ZM76 157V158H75ZM81 156H79L78 157V159L80 158ZM82 159L81 160H83V158L84 157H81ZM73 159V161H75V163L74 162H72V164L70 163L69 165H75L74 167H72V168H82V169H84V170H86V171H99V172H108L109 170H111L112 169V167L114 166V165H111V163L110 162H106L104 165H96L95 163H92V161H90L89 160V162H91V164L90 163H84V164H79V165H77L78 164V161H80V160H74ZM61 160H63V161H61ZM61 160L59 159V162L61 163V162H63V163H65V164H67V163H69L70 161H72V159H68V161H67V159H63V158H61ZM86 161H88V159H85ZM65 161V162H64ZM67 162V163H66ZM46 166H50V165H46ZM117 166H119V165H115V167L113 168V169H118V167ZM121 167V166H120ZM150 171V170H149ZM95 177H97V179H95V180H97L99 183H100V185H102L103 187H106V188H108V184L109 183H111L110 181L111 180H107L108 178H99L97 175L95 176ZM18 182V185H19V187L21 188V189H23V188H25V187H27L26 185H27V183L28 182H30V179H29V177L28 178H26V179H20V180H18L17 181ZM29 185V184H28Z\"/></svg>",
  "mask_w": 264,
  "mask_h": 264
}]
</instances>
